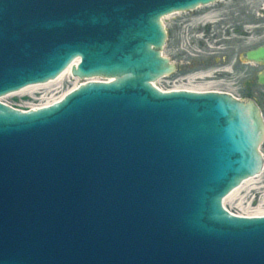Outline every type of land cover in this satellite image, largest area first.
Returning <instances> with one entry per match:
<instances>
[{"label":"water","instance_id":"95a60500","mask_svg":"<svg viewBox=\"0 0 264 264\" xmlns=\"http://www.w3.org/2000/svg\"><path fill=\"white\" fill-rule=\"evenodd\" d=\"M216 1L0 0V97L76 59L115 80L0 103V264H264V217L223 207L263 170L259 108L152 85L174 72L162 18Z\"/></svg>","mask_w":264,"mask_h":264},{"label":"flooded vegetation","instance_id":"af4514ba","mask_svg":"<svg viewBox=\"0 0 264 264\" xmlns=\"http://www.w3.org/2000/svg\"><path fill=\"white\" fill-rule=\"evenodd\" d=\"M201 9L202 8L188 13H182L188 14L189 16L181 18L175 22L174 27H172L174 32H177L176 26H192L189 32L192 39L189 48L185 50V54L183 53L184 49L179 48V41L177 39H171V33L168 32L163 54L174 66L175 72L161 79L163 87L168 88L179 82H181L183 86H211L220 88L217 89L219 92H225L223 91L225 87H231L232 90L238 91L240 95L242 93L247 99L253 100L260 108L264 119V83L260 81L264 76V62H254L247 59V53L249 51L263 47L264 43L254 45L247 50H244L242 41L238 43L230 41L226 46H223V44H219L218 41L220 40L216 39L214 40L215 44H209L210 39L208 36L203 33L202 36L199 35L201 32V27H199V25L203 26L205 33L210 31L212 28V10L199 11ZM262 11L264 12V8ZM194 12L197 13L191 14ZM210 18L211 20L209 21ZM240 18L241 19L237 22L240 28H235V32L239 33L243 39L249 38L250 33L246 34L245 29L251 26L248 23L249 20L244 8L241 10ZM262 32H264V27L254 31L253 36L260 38L263 35ZM228 40H230V38H228ZM213 49H225V51L222 53H212ZM167 52H171L172 57H168ZM215 54H218V56ZM190 77H194V79L191 81L188 80Z\"/></svg>","mask_w":264,"mask_h":264},{"label":"rangeland","instance_id":"374dc122","mask_svg":"<svg viewBox=\"0 0 264 264\" xmlns=\"http://www.w3.org/2000/svg\"><path fill=\"white\" fill-rule=\"evenodd\" d=\"M244 8V11H246V15L248 18V23L251 27H247L245 29V33L249 34V38H242L239 33L235 32V28H240V26L237 25V22L241 19V10ZM264 8V0H225L223 2H220L216 5L209 6L207 8H202L199 11H211L212 16V28L210 31L205 33V30L203 26L199 25L201 27V32L199 33L200 36H202V33L205 34L206 36L209 37V44H215L214 40L219 39L220 41L219 44H223V46H226L230 41L232 42H243L244 50L249 49L250 47H253L254 45L262 44L264 43V32H262V37H254V31L258 29H262L264 27V12L262 9ZM197 12L191 13L195 14ZM190 14V15H191ZM188 14H180L171 18H168L165 21V25L167 27V30L169 33H171V39H177L179 41V48L184 49L183 53L185 54V50L189 48L190 41L192 39L191 35L189 34L190 29H192V26H176L177 32H174L172 27H174V23L180 20L181 18L188 17ZM196 27V26H195ZM179 32V33H178ZM173 33V34H172ZM253 36V37H252ZM230 38V40H228ZM198 39V38H197ZM225 51V49L218 50V49H213L212 53H222ZM218 56V54H215ZM167 56L172 57L171 52H167ZM174 60V59H173ZM181 78V77H180ZM162 84V83H161ZM160 84V85H161ZM75 86V82H67L65 85L62 87V91L59 93H55L56 97H59L63 93L68 92ZM176 87H185L182 85L181 82L176 83L175 85H171L170 87L166 89H173ZM190 87V86H189ZM203 88H209L212 90H217L220 88H215V87H207L204 86ZM222 90V89H221ZM223 91L231 93L235 97L239 99H245L247 98L244 96V94L241 93V95L238 93L236 90H232L231 87H225ZM51 95H53L51 93ZM35 96V95H34ZM42 94H38L37 98L39 101H34L32 97L29 96H12L9 99L6 100L7 103L12 104L16 108H21V109H27L31 106L34 105H39L41 103H46V101L42 100ZM55 97V98H56ZM47 98H51V96H48ZM249 99V98H248ZM262 153L264 155V145L262 146ZM256 187H261L264 186V172L259 178V183L255 185ZM250 192L248 190H245L244 192L241 193L240 197L244 198V208L248 207V204H252V210L255 211L257 208L261 206L262 203H264L262 196L257 194L256 199L254 200L253 197V191L251 192V195L249 197L247 196V193ZM256 193V192H255ZM240 202L236 201L233 202L232 204H229L228 208L232 209L234 212H243L238 208V204ZM264 208V207H263Z\"/></svg>","mask_w":264,"mask_h":264},{"label":"bare ground","instance_id":"6f19581e","mask_svg":"<svg viewBox=\"0 0 264 264\" xmlns=\"http://www.w3.org/2000/svg\"><path fill=\"white\" fill-rule=\"evenodd\" d=\"M168 18V17H167ZM211 20V18L209 19V21ZM79 60V59H78ZM77 60V61H78ZM77 63V62H76ZM71 75V67L68 68V71L62 73L61 75H59L55 80H50L46 83L43 84H39V85H35L32 87H28L25 89H21L15 93H12L11 95H5V96H1L0 97V102H6L7 99H9L12 96H29L32 97L34 101H39L41 102V100H38L37 95L40 93L42 94V100L46 101V103H41L39 105H34L36 109L39 108H43V107H47V106H51L54 103H57L59 101H61L64 96L65 93H63L62 95H60L59 97H56V94L61 92L62 87L65 85V83H71V82H75V86L73 87V89L77 88L80 84V81L78 80L79 78H72L70 77ZM196 78V77H195ZM194 77H190L188 80H193ZM108 81V82H112L114 81V78H96V79H86L85 83H89V82H96V81ZM154 86L158 85V82H153ZM176 89H184V90H189V91H193V92H204V91H209V89L204 88V89H197V88H176ZM51 93L53 95H51ZM56 93V94H55ZM69 93V92H68ZM35 95V96H34ZM48 96H51V98H47ZM56 97V98H55ZM35 109V110H36ZM263 174V173H262ZM261 177V175L251 178L248 181L244 182L238 189H236L232 195H229L227 197V199L225 200L224 204L227 205L228 204H232L233 202L239 201L240 203L238 204V208L243 211V212H239L238 214L242 215V216H246V217H260V216H264V203L261 204V206L259 208H257V210L253 211L252 209V204H248V207L244 208V198L240 197L241 193L244 192L245 190H248L250 192L247 193L246 197H249L251 195V192L253 191V197L254 200L257 197V194L262 196V199L264 201V186L261 187H256L255 185H257L259 183V178ZM256 192V193H255Z\"/></svg>","mask_w":264,"mask_h":264}]
</instances>
